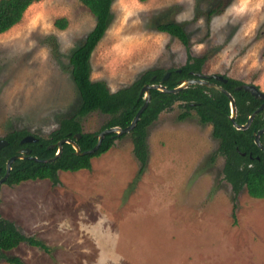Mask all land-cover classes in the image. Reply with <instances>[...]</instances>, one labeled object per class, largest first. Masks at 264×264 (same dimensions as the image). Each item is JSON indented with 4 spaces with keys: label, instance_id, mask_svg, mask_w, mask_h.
I'll return each instance as SVG.
<instances>
[{
    "label": "rangeland",
    "instance_id": "374dc122",
    "mask_svg": "<svg viewBox=\"0 0 264 264\" xmlns=\"http://www.w3.org/2000/svg\"><path fill=\"white\" fill-rule=\"evenodd\" d=\"M166 22L184 26L189 48L157 30ZM95 23L79 0H42L0 34V139L15 130L48 137L74 115L70 57ZM189 55L207 56L204 76L264 92V0H113L92 80L117 91L148 69L180 68ZM183 111L176 103L149 126L145 166L126 135L91 169L59 171L58 184H3L1 216L51 250L22 243L7 255L25 264H264V198L246 189L235 197L212 125L195 111L181 120ZM109 119L96 111L80 121L94 133Z\"/></svg>",
    "mask_w": 264,
    "mask_h": 264
},
{
    "label": "trees",
    "instance_id": "16d2710c",
    "mask_svg": "<svg viewBox=\"0 0 264 264\" xmlns=\"http://www.w3.org/2000/svg\"><path fill=\"white\" fill-rule=\"evenodd\" d=\"M42 0H0V34L8 32L19 24L28 8ZM95 17V26L88 33L85 41L77 47L70 57L72 77L79 92L80 105L71 117L60 119L58 129L48 137H38L37 142L23 143L30 133L26 130L11 131L5 136L8 145L0 149V180L6 174L7 162L19 154L24 148L31 150V157L40 160H50L58 153V142L65 138L76 140L82 152L92 150L98 143L97 135L109 128H127L145 102V95L140 92L145 85L163 84L167 89L179 86L180 81L196 78L202 73L207 56H188L186 63L180 68H152L146 70L132 84L117 91H111L104 81L92 80L91 58L94 50L103 39L109 27L113 0H79ZM214 13V10L211 12ZM55 26L65 29L68 26L66 18L55 21ZM157 30L177 38L186 48L190 39L183 25L176 22H166L157 25ZM169 73V77L162 81ZM226 82L207 76L208 80L221 85L235 100L237 125H245L250 116L260 108L264 101L259 100L243 89L241 80L223 75ZM259 88V87H258ZM178 105L184 109L180 119H184L195 111L200 121L212 125V134L219 141L218 154L225 158L223 173L230 183L235 197L246 189L248 194L256 199L264 198V150L255 141L256 134L264 129V109L257 113L247 129H238L230 119V99L223 92L200 84L190 85L178 93H165L151 90L148 106L143 111L134 129L119 137L115 133L108 134L102 140L99 149L93 154L77 155L71 144L65 143L61 154L52 162H37L30 158L17 159L12 164L10 174L4 184L18 186L27 181L50 180L59 183L58 173L77 172L91 169L93 158L107 153L118 138L130 135L133 150L142 166L148 158L147 130L163 111ZM99 111L110 116L109 121L98 131L86 133L80 118L92 112ZM264 146V133L260 137ZM1 188V187H0ZM1 204V197H0ZM27 243L40 248L47 253L51 250L43 242L26 237L14 223L4 219L0 214V262L9 264H25L20 258L7 255L8 252Z\"/></svg>",
    "mask_w": 264,
    "mask_h": 264
},
{
    "label": "water",
    "instance_id": "95a60500",
    "mask_svg": "<svg viewBox=\"0 0 264 264\" xmlns=\"http://www.w3.org/2000/svg\"><path fill=\"white\" fill-rule=\"evenodd\" d=\"M169 77V73L165 76V78L162 80L164 81L165 79H167ZM215 80L217 81H221V82H226V80L224 79L223 75H213L212 76ZM193 84H200V85H204L210 88H214L220 92H223L226 96H228V98L230 99V106H231V116L230 119L232 120V122L237 126L238 129H247L250 127L252 120L255 118V116L257 115V113H259L260 111H262L264 109V103L260 106L259 109H257L248 119L247 123L245 125H237L235 122L236 116H237V108H236V103L234 98L232 97V95L226 91L221 85L211 82L208 80L207 76H204L203 74L197 73L196 74V78L193 79H185L180 81L179 86H177L174 89H167L162 83L161 84H157V85H145L140 94L141 95H145V102L143 104V106L140 108L139 112L136 114L134 120L132 121L131 125L125 129L120 128V127H113V128H109V129H105L102 132H100L97 135L98 138V143L96 144V146L89 151L86 152H82L79 145L77 144L76 140L80 139L81 135H76V140H72L70 138H65L63 140H61L60 142H58V153L57 155L50 159V160H40L37 157H31V150L28 148H24L21 149L19 151V154L16 156H13L12 158H10L7 162V168H6V174L5 176L0 180V187L5 183V181L7 180L10 171L12 169V164L17 160V159H24V158H30L34 161L37 162H52L54 161L62 152V147L65 143L71 144L73 146V148L75 149V153L77 155H85V154H93L94 152H96L101 143L102 140L104 139V137L108 134L111 133H115L117 135V137L123 135V134H128L130 133L134 127L136 126L138 120L140 119L141 114L143 113V111L146 109V107L149 104L150 98H151V90H160L161 92H165V93H178L181 90L188 88L190 85ZM238 89H243L246 92L251 93L252 96H254L255 98L264 101V92L262 90H260L256 85L253 84H243L241 85ZM264 133V129L260 130L256 136H255V141L256 144L262 149L264 150V146L261 143L260 137L261 135ZM38 139L35 138L34 136H26L23 139V143H32V142H37ZM6 145H8L7 140H3L0 139V149L5 147Z\"/></svg>",
    "mask_w": 264,
    "mask_h": 264
}]
</instances>
